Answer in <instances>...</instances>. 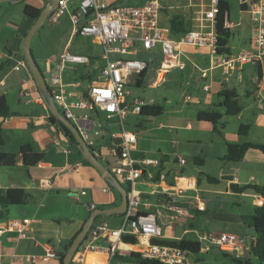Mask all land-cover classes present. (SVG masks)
Returning a JSON list of instances; mask_svg holds the SVG:
<instances>
[{
    "label": "crops",
    "instance_id": "0c3cea01",
    "mask_svg": "<svg viewBox=\"0 0 264 264\" xmlns=\"http://www.w3.org/2000/svg\"><path fill=\"white\" fill-rule=\"evenodd\" d=\"M100 1L110 6L123 5L121 0ZM148 1L151 0H147L143 4ZM45 4L44 0H37L33 4L25 2V6L28 5L36 9H42ZM160 5L163 10L162 13L165 10L164 13L167 16V22H163L161 18V23L166 26H169V19L174 14H181L186 18L190 17L187 6L186 9L188 11L186 10V13L174 10L171 14H168L165 6ZM35 19L24 12L23 17L16 24L15 35L13 39H10V43L7 42V37H4L3 41H0V61L7 62L0 71V96H5L10 111L14 113L10 118L0 119L5 144L7 141L14 142L13 149H17L18 151L20 145L29 143L36 152L43 153V159L35 166H24L22 156L18 155L16 164L13 167L0 168V191L4 192L10 188H20L28 193V201L25 204L8 207L0 205V222L4 223L9 220L21 221L23 219L30 221L27 226L26 238L20 237L16 231L0 234V264H12L14 260H21L28 255L41 256L48 249L56 253V258L42 260L36 264H60V256L66 252L67 247L81 231L90 214L96 209L114 208L121 201L120 194L108 185L99 172L83 158L74 141H71L56 123L51 122L50 118L52 116L50 112L46 111L42 106V99L37 91L32 75L25 68L21 49L24 35L32 26ZM72 34H75L74 29ZM70 39L67 40L64 46L43 58L41 64L32 55L44 77L56 71L60 55L65 50L88 57L89 62L87 64H76L77 66L68 64L71 66H65V69L61 73L62 84L69 95V100L77 102L83 97L84 89L90 83H93L94 78L98 76L95 69L101 61L102 49L91 39L92 50H88L87 52L72 50ZM184 47L181 48V51L183 53L182 60L185 62V58L187 59V57L184 54ZM188 52L191 54L192 59L190 63L194 70H199L200 74L202 70H207L206 76L203 77L201 75L197 83L202 82L201 90L204 92V95H211L210 90L213 89L215 81H218L214 75H210L211 77H209L208 72L213 69L208 70L209 68L204 69L201 67L206 62L204 58H200L199 52L192 49ZM212 62L213 58L210 56L209 66ZM78 66H85V68H79ZM245 66L225 77V81L222 83L217 82L219 85L216 89L217 94L223 89L234 90L236 99L237 101L240 100V102H242L241 98L243 96L246 98H250L254 94L257 97L261 96V93L264 91V82L258 81V76L256 75V81L254 80V84L256 85L249 87L247 76L240 74V72L244 73ZM186 69L187 65L184 70ZM66 70L69 73L79 72L78 80L75 77H70L69 74L64 76L63 74ZM148 72L149 70L146 71V75ZM190 74L191 72H189V77L195 81L196 77ZM82 77L85 79H82ZM88 77H92L93 80H90ZM235 81H238L241 85H237ZM227 82H230L232 87L226 86ZM236 86H241V90H238ZM15 97H17V105L12 103V99ZM191 100V97L187 96L184 101L188 103ZM209 100L210 98L205 100L206 106L209 105ZM262 100L264 101V98ZM148 102V105H156L153 100H149ZM195 104L200 106L203 104V101L196 100ZM239 105L241 110L235 117L240 126L243 124L245 111L249 106L244 107L241 104ZM209 106L207 109L210 108ZM256 109L259 112L255 115V125H250L249 119L245 121V124L249 125V129L245 135H240L237 132L238 136H234L235 138L233 139H226L224 137L223 144H220L218 147L214 145L213 151H211V146L208 147V154L204 153L202 149L201 153L198 151L192 153L191 158H193L195 164L193 167L180 156L175 158L176 164L172 168H169L170 166L167 167L165 164L166 159L160 154L158 147V137L160 135L163 140L166 138L170 142H173V144H179L180 137H177L178 139L175 137L170 139L164 134V129L169 128L174 131H171L174 135H178L179 131L186 132L187 136L185 138H188V143H198L201 137L195 134L200 130L199 128H194L189 121L184 126H181L179 123H172L168 125L169 128H165L159 123L151 128L147 125L148 121L145 117L141 116V118H138L139 115H132L135 120L134 127L125 124V130L135 133L137 137L132 157L137 160L148 158L159 161L158 166L147 167L134 185V189L138 192L141 199L150 204V208L146 212H161L164 214L167 211V205H172L183 211V215L173 213L174 220L171 226L162 227V237L160 240L179 241L186 239L199 242L200 236L204 233H234L244 238V245L237 252L228 254L239 259L250 258L248 254L256 237L254 231L250 230L252 228L249 227L247 219L259 207L258 201L261 196L249 190L237 192L231 186L235 185L241 188L248 185L264 184V153L256 149H249L241 161L234 163L226 162L222 160V157L226 153L227 143L243 144L251 142L264 144V112H262L263 109L259 105ZM59 111L63 115L60 109ZM71 112L74 118L69 120L70 123L78 129L80 135L83 134L92 142L91 145H87L100 163L107 166L108 163L114 162L115 158L111 155V151L114 149L116 136L119 132L116 118H107L104 113L76 107L72 108ZM200 112L208 111L200 109L196 112V117ZM85 116H88L87 119L84 118ZM128 117L129 115L125 118V121ZM199 122L202 123V121ZM211 127L212 132H214L215 130L212 125ZM209 130L207 133H209ZM179 157L184 160L185 163L183 165L179 164ZM227 168L230 171H227ZM146 171L152 173L151 179L147 177ZM157 171H159V177L163 176L165 178V182H152ZM186 177L195 178L196 188L188 190L180 196L162 191L161 187L164 184L184 185V178ZM117 179L124 186L121 179L118 177ZM212 179L216 181H212ZM106 186L109 187V190L104 193L103 188ZM81 192H85V194H81ZM90 206H94V209L91 210ZM122 219L123 214L96 216L84 242L89 239V233L94 227L106 224L110 229L115 230L120 228ZM96 243L100 247H107L108 245L105 239H99ZM124 244L125 246H122V251L125 253V256L132 252L136 253L138 249L136 245ZM104 259L105 256L102 253L89 252L81 263L72 258L70 264H92Z\"/></svg>",
    "mask_w": 264,
    "mask_h": 264
},
{
    "label": "built area",
    "instance_id": "2783aa9c",
    "mask_svg": "<svg viewBox=\"0 0 264 264\" xmlns=\"http://www.w3.org/2000/svg\"><path fill=\"white\" fill-rule=\"evenodd\" d=\"M72 0H58L57 12L52 21L64 11ZM226 1V0H225ZM240 10L246 12L253 25L254 42L250 50H243L237 54L218 53L216 23L221 11V0H188L187 8L192 22L191 29L180 39L176 40L170 36L169 26L161 23L162 7L158 0H151L141 6L107 5L100 0H78L75 12L70 15V20L75 32L80 36L90 37L102 49V67L97 79L84 89L86 96L72 102L64 89L61 73L66 64H87V56L71 53L65 50L59 58L56 71L48 78V88L54 103L62 111L65 119H73L72 108H81L88 111L104 113L107 118H116L119 127L117 138L120 143L111 151L115 161L108 163L109 169L122 183L128 186L127 205L123 213L120 228L110 229L106 224L94 227L89 233V239L82 243L73 259L77 262L85 260L89 252L102 253L103 261L92 264H123L116 257L125 256L122 246H125L122 237L131 235L137 238L136 253L141 258L156 260L162 264H192L187 260L188 252L177 247L160 245L152 242L153 239L162 237V227L171 226L174 214L183 215V211L166 206V212L162 214L148 213L150 204L144 202L134 189L136 181L143 175L147 167H156L157 159L143 158L137 160L132 157V151L136 144V134L125 130V118L128 115H139L143 106L148 105L138 97H131L128 84L132 78L149 70L153 61L154 50L159 48L162 61L152 86H157L164 81L165 74L171 69L184 70L186 64L182 60V47L206 48L213 58L208 70L221 68L225 76L244 67L253 65L256 68L258 81L264 82V0H237ZM227 3V2H226ZM239 25V24H237ZM223 27L231 29L229 14L223 12ZM150 54L149 62L135 59H121L112 56L135 54L138 49ZM18 69V67H16ZM207 70H202L201 75L205 77ZM42 106L48 111L46 104L41 100ZM88 116L84 118L87 119ZM86 144L92 142L81 134ZM119 147V153L116 148ZM179 164L185 162L178 158ZM147 177L152 178V173L146 171ZM184 185L164 184L163 192H170L177 196L183 195L188 190L196 188L194 177L184 178ZM160 183L165 182L163 176L159 177ZM109 187L103 188L108 192ZM85 194V192H81ZM263 198H259L258 205L263 204ZM93 210L94 206H90ZM28 219L9 220L0 222V234L16 231L22 238L27 237ZM105 239L107 247H100L96 241ZM199 243L201 252H208L211 248L233 254L244 245V238L227 232L204 233L200 236ZM78 257V258H77ZM56 258V253L48 249L44 255H28L21 260H14L12 264H36L42 260ZM77 258V259H76Z\"/></svg>",
    "mask_w": 264,
    "mask_h": 264
},
{
    "label": "rangeland",
    "instance_id": "374dc122",
    "mask_svg": "<svg viewBox=\"0 0 264 264\" xmlns=\"http://www.w3.org/2000/svg\"><path fill=\"white\" fill-rule=\"evenodd\" d=\"M36 1L37 0H23L16 4L0 3V41H3L4 37H7V42L10 43V39H13L15 35L16 24L24 15L25 2L33 4L36 3ZM145 1L147 0H121V3L123 5L129 6H140ZM158 2L165 6L168 14H171L174 10L185 13L188 11L186 9L188 0H158ZM226 2L228 5L227 12L229 14V23L232 24V37L230 38L228 44L229 51L230 53L237 54L243 50H250L253 47V40L255 36L253 32V25L249 18V15L246 12L240 10L237 0H226ZM77 4L78 0H72L67 5V10L59 15L55 22L52 21V18L58 10L55 9L54 11H52L46 18L44 24L33 35L31 40V51L39 64L42 63L43 58L47 57L55 50L64 46L67 40L70 39V37V45L72 50H77L80 52H87L88 50H92L93 45L91 44L90 37L72 34L73 25L70 20V15L75 12ZM164 12L162 13L161 18L162 21L166 23L167 16ZM3 44H5V42H3ZM191 49L199 52L200 58L205 59L206 64H202L201 67L204 69H208L210 67L208 64L210 57L209 52L204 48L201 49L185 46L183 50L184 54L187 57V59L185 58L187 69L184 71L172 69L171 71L167 72L163 82L153 87L152 81L156 78L158 69L162 61V56L159 48H156L154 50L153 61L149 66V72L145 76L142 86L129 87L132 97H138L147 104H149V100H153L156 105L162 107L161 115L156 117L145 116L146 120L148 121L147 125L149 127L152 128L159 123H161L165 128H169L168 125L172 123H179L181 126H184L187 124V121H189V123H192L194 128H199L200 130L195 134L201 137L199 142L190 144L188 143V138H185L187 136L186 132L179 131L178 135H174V133H171V131L174 132L173 130H171V128L164 129L163 132L167 138L171 139L175 137L176 139H178L177 137H180L179 144H173V142H170L166 138L163 140L161 135L160 137H158V147L160 149V154L165 157V164L167 165V167L170 166L169 168H172L176 164L175 158H177V156L182 157L185 161L188 162L190 166L193 167L195 166V164L193 162V158H191L192 153H196V151L201 153L202 149L204 150V153L208 154V147L211 146V151H213L214 145L218 147L220 146V144H223L222 142H224L225 140L224 137L226 139H233L235 138L234 136H238L237 132L239 129V124L237 118L235 116H226L223 113V108L218 106V103L222 100V98L218 96L216 92L217 86H219L217 82L222 83L223 81H225V77L227 76L223 74L221 68H214L212 71L208 72L209 77H211L210 75H214L218 81H215L213 89L210 90L211 95H204V92L201 90L202 82L197 83L201 78V74L199 70H194L191 67L190 60L192 58L191 54L188 52ZM112 57L121 59H135L149 62L150 54L139 48L138 51L133 55L127 54ZM102 63L103 62L101 60L96 66L95 70L97 75H99L100 73ZM73 65L77 66L76 64ZM66 66L71 65L67 64ZM78 67L85 68V66ZM25 68L29 71V68L26 66V64ZM189 72H191L190 75L196 77L195 81L189 77ZM66 74H69L70 77H75L78 80L79 72L69 73L66 70L63 75L66 76ZM240 74H242V76H247L246 78L248 80L249 87H254L256 85L254 84V80L256 81L257 73L254 66L250 64L246 65L244 68V73L240 72ZM48 78L49 76L46 75L45 80L47 84ZM96 79L97 78L95 77L94 81ZM132 79H134V77ZM235 82L237 85H241L238 81ZM225 85L229 88L232 87V84L230 82H227ZM236 87L238 90H241V86ZM187 96H190L192 99L188 103L184 101ZM208 98H210V102L208 101L210 106H206V104L204 103ZM262 98H264V91L261 93V96L257 97L256 94H254L250 98H246L245 96H243L241 98L242 102H240V100L238 101L239 104L243 105L244 107L249 106V108L245 111V119L242 122L243 124L246 123V119H249L250 125H255V115L259 112L256 107L258 105L261 106V108L263 109L262 112H264V101L262 100ZM196 100H202L203 104L198 106L197 104H195ZM12 103L15 105L18 104L17 97L12 99ZM208 106L210 108L207 109ZM200 109H202L203 111H214L218 113L221 112L222 117L215 125L216 130L214 132H212V124L210 125V123L208 122L200 123L198 121L196 112ZM138 118H141V116L139 115ZM134 122V117L132 115H129L128 119L124 123L130 125V127H134ZM209 128L211 129L209 130ZM208 130L209 133H207ZM13 145L14 142L7 141L2 150L4 152L9 151L10 153H16L17 149L14 150ZM250 230L253 231V229ZM248 255L251 258L253 264H264V262L258 263L250 253ZM187 260L192 264H236L230 257L223 256L222 253L216 248L206 253L189 252L187 255Z\"/></svg>",
    "mask_w": 264,
    "mask_h": 264
},
{
    "label": "trees",
    "instance_id": "16d2710c",
    "mask_svg": "<svg viewBox=\"0 0 264 264\" xmlns=\"http://www.w3.org/2000/svg\"><path fill=\"white\" fill-rule=\"evenodd\" d=\"M42 9H36L31 6L26 5L24 8V12L34 18H37L40 14ZM228 10V5L225 0H221V11L220 15L217 19V23L215 25L216 29V37H217V52L218 53H230L229 51V40L232 37L231 29L223 27V12ZM191 20L190 17L186 18L181 14H174L169 19V31L170 36L176 40L180 39L185 33H187L191 29ZM74 35H79L78 32H75ZM25 36V35H24ZM7 62L0 61V71L6 65ZM146 75V71L139 74L136 78L132 79L128 86L134 87H141L144 78ZM87 78V77H86ZM90 80L93 78L88 77ZM82 79H85L82 77ZM84 97L86 93H83ZM222 100L219 103L224 109V114L226 116H236L239 114L241 107L239 102L236 99V93L234 90L223 89L218 94ZM98 112V111H97ZM162 114V107L159 105H146L143 106L140 112V116L145 117H156ZM14 115L9 109L8 103L6 101L5 96H0V119H7ZM222 117L221 114L214 111L208 112H200L197 115L198 121L208 122L211 123L215 129V125L218 123L220 118ZM52 123H56L69 137L71 141H73L72 136L70 133L63 127V125L56 121L53 117L50 118ZM249 129V125L242 124L239 126L238 133L240 135H245ZM5 144V139L3 136V129L0 122V168L2 167H13L16 164L18 155L22 156V163L26 167L35 166L38 162L43 159V153L36 152L31 144L25 143L20 145L18 151L16 153H9L4 152L2 150ZM249 149H256L264 153V144L258 143H243V144H233L227 143L226 144V153L222 157V160L226 162H239L243 159L244 154ZM159 171L156 172L152 182H157L159 179ZM211 179V178H210ZM212 181H216L212 179ZM126 190L128 191V186L124 185ZM231 188L234 191H252L253 193L261 196L264 200V184L262 185H248L241 188H238L235 185H232ZM28 201V193L24 189L20 188H10L6 191H0V205L2 207H8L12 205H22ZM98 218V217H97ZM249 227H251L255 233V242L250 248L251 256L258 262H264V201L261 206H259L254 214L247 219ZM122 240L126 244L135 245L137 243V238L131 235H124ZM152 242L160 244V245H167L171 247H177L182 250L193 253H200V243L197 241H191L186 239H181L179 241L173 240H160V239H153ZM222 252V251H221ZM225 257H230L232 261L236 264H253L251 258L248 259H239L235 258L232 255H229L226 252H222ZM63 253L60 256V264H62ZM122 261L123 264H162L156 260H149L141 258L140 254L132 252L129 255L116 257Z\"/></svg>",
    "mask_w": 264,
    "mask_h": 264
},
{
    "label": "water",
    "instance_id": "95a60500",
    "mask_svg": "<svg viewBox=\"0 0 264 264\" xmlns=\"http://www.w3.org/2000/svg\"><path fill=\"white\" fill-rule=\"evenodd\" d=\"M20 1L22 0H0V3L12 4ZM45 2V6L42 8L39 16L35 19L34 23L25 34L22 41L21 49L25 64L29 68L37 91L41 99L45 102L46 107L50 112L51 116L56 121L60 122L63 127L71 134L72 139L77 149L82 154L83 158L91 166H93L102 176V178L106 181V183L110 185L113 189H115L121 196V201L118 206L110 209H96L90 214L89 218L84 223L81 231L69 244L63 256L62 264H70L75 253L77 252L81 244L84 242L87 233L89 232L95 221L96 216L103 214H123L127 205V191L124 186L118 181L117 177L109 169H107L106 166L100 163L98 158L94 155L93 151L90 149V147L86 144V142L80 135L78 129L73 124H71L68 119H65L64 116L61 114L56 104L54 103L51 92L46 84L45 77L33 58L31 52L32 37L36 33V31L44 24L46 18L50 15V13L58 7V0H45ZM119 143L120 138H116L115 145H118ZM116 153H119V147L116 148ZM226 170L230 171V169L228 168Z\"/></svg>",
    "mask_w": 264,
    "mask_h": 264
}]
</instances>
